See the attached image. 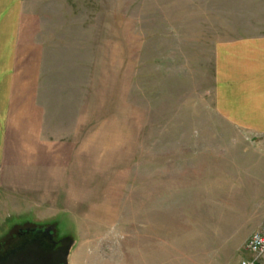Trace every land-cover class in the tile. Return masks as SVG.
Listing matches in <instances>:
<instances>
[{"label": "rangeland", "instance_id": "1", "mask_svg": "<svg viewBox=\"0 0 264 264\" xmlns=\"http://www.w3.org/2000/svg\"><path fill=\"white\" fill-rule=\"evenodd\" d=\"M13 2L0 105L19 163H0V240L15 226L0 257L34 223L74 233L70 264L251 257L264 132L220 109L218 46L264 36V0Z\"/></svg>", "mask_w": 264, "mask_h": 264}, {"label": "crops", "instance_id": "2", "mask_svg": "<svg viewBox=\"0 0 264 264\" xmlns=\"http://www.w3.org/2000/svg\"><path fill=\"white\" fill-rule=\"evenodd\" d=\"M17 0H15L16 4ZM10 7V6H9ZM4 13V12H3ZM0 13V18L1 14ZM9 18H13L9 16ZM0 42V83L16 67L17 50L13 33ZM219 104L220 109L235 124L264 132V36L263 34L219 46ZM11 77V76H10ZM4 105H0V163L14 160L9 145L7 124L4 123ZM18 162V163H17Z\"/></svg>", "mask_w": 264, "mask_h": 264}, {"label": "water", "instance_id": "3", "mask_svg": "<svg viewBox=\"0 0 264 264\" xmlns=\"http://www.w3.org/2000/svg\"><path fill=\"white\" fill-rule=\"evenodd\" d=\"M61 236L60 244L54 249H46L35 240L0 257V264H70L77 238L73 232Z\"/></svg>", "mask_w": 264, "mask_h": 264}, {"label": "flooded vegetation", "instance_id": "4", "mask_svg": "<svg viewBox=\"0 0 264 264\" xmlns=\"http://www.w3.org/2000/svg\"><path fill=\"white\" fill-rule=\"evenodd\" d=\"M14 227L13 223L10 224V230L3 237L7 234L8 235L5 237V240H0V245L2 244L4 246L5 243H7L6 238H8L9 234L11 235ZM17 237L18 241H16L17 245L15 244V247H18H13L14 249L24 247L26 244L35 240H39L41 245L46 249H54L60 244L62 239V236L58 234L57 225L40 223H34L30 226L21 227L20 230L17 231Z\"/></svg>", "mask_w": 264, "mask_h": 264}, {"label": "built area", "instance_id": "5", "mask_svg": "<svg viewBox=\"0 0 264 264\" xmlns=\"http://www.w3.org/2000/svg\"><path fill=\"white\" fill-rule=\"evenodd\" d=\"M251 257H246L240 264H264V223L255 230L247 242Z\"/></svg>", "mask_w": 264, "mask_h": 264}, {"label": "trees", "instance_id": "6", "mask_svg": "<svg viewBox=\"0 0 264 264\" xmlns=\"http://www.w3.org/2000/svg\"><path fill=\"white\" fill-rule=\"evenodd\" d=\"M2 246H3V245L1 244V245H0V250H1Z\"/></svg>", "mask_w": 264, "mask_h": 264}]
</instances>
